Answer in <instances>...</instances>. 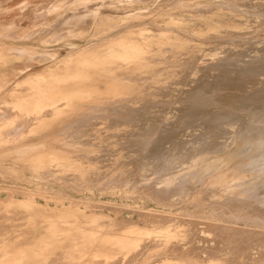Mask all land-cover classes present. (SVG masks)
I'll use <instances>...</instances> for the list:
<instances>
[{"label": "rangeland", "instance_id": "1", "mask_svg": "<svg viewBox=\"0 0 264 264\" xmlns=\"http://www.w3.org/2000/svg\"><path fill=\"white\" fill-rule=\"evenodd\" d=\"M258 1L261 3L256 8L246 4L237 11H230L225 8L223 10L221 7L240 5L238 0H192L194 4L199 5L192 11L198 12V18H201L199 20L202 25L200 30L212 27L231 31L235 30L231 27L235 24L234 19L252 21L253 23L251 22L250 25L256 26L254 31L250 30L248 33L237 35V39H233L230 34L216 36L210 32V35L207 36V32H204L199 35L202 38H198L197 34L192 35V39L198 41L200 45L195 41L191 43L186 38V45L196 46L192 49L189 46H184V48L168 47L167 44L174 45L177 42L168 40L167 34L159 36L165 33L173 35L177 26H181L180 23H160V32L156 31L158 27L154 26L151 27V30L146 29V31H150V34L145 30H133V32L128 30L122 34L121 30L130 29L131 26L140 24L134 20L131 22L133 25L117 26V30H109L107 35L101 37L100 40L92 41V43H99L98 51L109 50V55L105 56L106 58L103 57L106 61L103 67L106 70L101 74L102 76L98 73L92 75L101 78L107 76L105 80L114 83L113 73L116 70L121 72L122 79L115 83L119 84L121 81L123 86L128 85L131 80L138 84L142 81L141 85L147 91L149 86H155V91L159 92V86L168 81L167 77H176L174 72L168 71L175 70L177 64L175 65L173 62L176 61L184 63L181 67L186 66V68L205 66L206 68L210 67L209 70L212 68L225 70V73L216 74L215 71L214 73L201 72L199 80L196 81L197 85L187 86L191 83L189 79H186L187 81L182 85L184 87L178 86L181 90L177 91L174 96L177 101L175 104L165 106L166 103H159L157 115L164 117V121L154 125L140 124L143 130L137 136L131 137L128 131H137V129H131L130 124L99 122L102 120L101 117L106 112V108L110 107L108 104L111 102V97L117 102H122V99L129 101L134 98L132 95H124L125 89L120 90V92L122 91L120 96L104 92L100 94L104 97L107 96L106 99L104 97L102 99L100 94L96 99L94 97L86 100L81 99L82 102L86 101L88 104L92 101L95 106L97 105L95 107L97 109L93 107V104L85 108V104H87L85 102L82 103L83 105H77L78 112L70 110L68 114L62 115V121L59 118L60 115L55 114L51 124L24 123L25 125L21 124L17 135L7 134L8 136H5L3 132L20 125L18 121L20 122L24 116L16 112L18 107L20 110H26V113L30 112L35 103L40 102L42 94L60 91L62 95L67 96L79 91L78 83L74 84L75 87L73 86L72 89L69 88V85L75 82L74 75L89 73V64L84 56L72 58V62H75L71 67L72 76L63 67H58L55 70V68L51 69L50 65L62 61L84 46H88L98 20L130 17L138 12L147 13L154 9L164 13L182 12L183 5L188 2L186 0H148L144 5L135 3L133 0H0V83L7 81L9 86L14 85L24 78L26 74H22V72L26 70H29L27 74L31 75L41 73V81L31 83L33 86L28 84L27 90L12 92L6 96L3 104H0V118L3 119L0 120L1 264L7 262L10 264L13 261V264H50V262L51 264H73L74 261H78L74 264H139V261L140 264H144V262L145 264H182L181 260L186 261V264H197L192 260L193 254L186 249L190 245L202 246L201 249L205 250L201 251H207L206 249L209 247H218L212 249L216 250L217 255L201 252L202 257H199L198 264H207L217 260L223 264V261H230V257L233 258L235 264H264V232L261 233L262 230L264 231V4H262L263 0ZM217 7L221 10L215 9ZM152 17L153 15L148 14L144 27L148 26L149 19ZM193 19L191 17V20ZM109 26L115 27L114 23ZM182 26L194 30L198 27L191 22H185ZM165 27L167 30L171 28L174 31H165ZM175 32L173 38L183 35L182 33L178 34L179 31ZM12 34H15L14 37L10 36ZM184 37L187 36L183 35L181 38L185 39ZM149 42L165 44L152 49V52H182L184 56L146 59L145 66L150 69L144 70L145 74H143L146 79L141 80L140 72L143 71H139V63H135L133 70L134 63L132 61H137V59H127L128 57L122 56L123 50L121 49L123 47L120 45L122 43L125 45ZM113 43L114 45H112ZM14 47H22L32 54L50 53L54 61L49 63L48 59L43 61L39 57L36 60L34 58L27 59L26 62V59H20V57L9 53L10 49ZM203 48L205 50L203 55L196 56L195 54L202 51ZM111 52L116 57L110 55ZM215 52L223 54L226 58L229 57L227 59L229 61L213 67L206 66L215 63L218 58ZM238 60L243 61L244 66L248 68L244 69V66L241 68L244 73L235 70L232 72L226 68L236 65L239 63ZM152 61L156 63H152ZM166 61H170V63H166ZM159 62L160 64H157ZM46 68H49L52 73H58L57 84L49 83L50 79L46 74L50 72H47ZM234 69H236L235 66ZM256 70L262 71L257 72ZM236 72H238V76H235ZM133 73L135 74L133 75ZM197 77L194 74L193 78L198 79ZM109 78H113L112 81ZM78 81H81V88H83V79ZM215 83L217 85L214 86ZM211 84L213 87H210ZM46 85L54 86L40 90V87L43 88ZM206 85L209 86L206 87ZM200 86L202 87L200 88ZM101 89L103 90L104 87L102 86ZM148 96L146 95L147 102H151V104L157 102V98ZM230 97L236 99L237 103L234 106L239 103L238 97H244L238 99L241 103L236 106L238 110L227 111L222 107V104ZM79 99L72 98L68 101L69 104L76 105L80 102ZM242 99L246 101L244 102ZM98 105L100 108L104 107L101 108V112ZM105 106L107 107L105 108ZM133 107H137V105ZM3 108L8 109L9 114H5ZM94 109L98 111L94 112ZM82 111L83 113H81ZM184 114H187L188 117L190 115V120H183L186 117L183 116ZM7 115H9L8 118H6ZM126 115L127 113H122L117 116ZM64 116L66 117L64 118ZM142 116L146 118L143 122L148 123L146 115ZM179 116L182 119L179 120ZM186 122L188 123L185 124ZM235 125L236 137L233 141L228 142L232 137L229 136L226 129L233 128ZM113 132L116 133L115 136H112ZM39 143H48L51 152H42L41 150L17 152L19 149L25 150ZM181 143L184 146L182 148H180ZM67 144L69 145L67 146ZM224 145L228 146L224 147ZM172 159L181 162L182 167L176 174L166 176V172L170 173ZM206 166L208 168H204ZM201 169H208L209 174L203 175L200 179L190 178L173 183L177 174L195 173ZM175 171L172 170L171 173H175ZM163 178L167 180L158 185L160 189L158 188L157 195L148 192L149 189L154 191L152 182ZM216 182L218 185L215 184ZM179 184H185L184 189H186H176L175 191ZM7 189L9 191H6ZM233 210H240L239 217L236 219L230 218ZM151 211L179 217L184 227L186 226L187 230L192 231V235L188 239L189 243L186 244L187 247H182L185 238L178 236L174 230L160 239L161 245L158 248L142 250L137 246L139 241L138 239L136 241L134 237L142 234V230H138L143 225L141 215H146ZM192 220L196 221L191 222ZM67 222H70L71 225ZM223 223L240 231L243 229L255 232L257 236L249 235L247 237L248 245L239 239L236 240L242 249L230 250V257H224L221 255V249L229 245L222 242L223 238H227L222 237L224 232L222 233L223 229L220 225L223 226ZM201 224L206 225L201 226ZM106 226L107 229H105ZM208 229L211 231L212 240L202 243L200 232L208 231ZM259 229L261 230L259 231ZM216 230L221 233L216 234ZM75 231L77 233L74 234ZM258 232H260L259 236ZM100 235L102 236L100 237ZM178 247L180 248L179 252L182 251L184 254L174 253ZM12 252L15 256L11 255ZM138 252L141 256L138 254L135 257ZM142 253L143 256L148 254L142 258ZM185 254L191 258L190 262L187 261L190 258ZM157 256L166 259L171 257L174 260L154 263ZM16 257L17 259H15Z\"/></svg>", "mask_w": 264, "mask_h": 264}, {"label": "bare ground", "instance_id": "2", "mask_svg": "<svg viewBox=\"0 0 264 264\" xmlns=\"http://www.w3.org/2000/svg\"><path fill=\"white\" fill-rule=\"evenodd\" d=\"M171 1V0H170ZM184 1V0H183ZM196 1H198V0H196ZM199 1H201V0H199ZM203 1V0H202ZM239 1V3H240V5L239 4H237V5H235V4H233V5H225V4H223V5H225V6H222L221 8L223 9V10H230V11H237L238 9H240V8H242V7H244V5H246V4H248V6L249 5H253V7L254 8H256L257 6H258V4H260L261 2L260 1H258V0H256V1H253V0H238ZM250 1H253L252 3H250ZM133 2H135V3H142V4H146L147 2H148V0H133ZM161 2V1H160ZM186 2H188L187 4H185V5H183V11L182 12H169V13H167V12H162V11H158V10H156V9H154V10H152V11H149V12H147V13H141V12H138V13H136V14H134V15H132V16H130V17H123V18H117V19H108V18H106V19H101V20H98L99 22L96 24V27H95V31H94V34L91 36V40H89V42H88V46L86 45V46H84L82 49H79L78 50V52H76L75 54H71V55H69V56H67L66 58H64L62 61H59V62H55V63H52L54 60L52 59V55L50 54V53H43V54H32L29 50H27V49H24V48H22V47H14V48H11L10 49V54H12V55H15V56H17V57H20V59L22 58H24L23 60H25L26 59V62H27V59H31V58H34V60H36V59H38L39 57H41L42 59L41 60H45V59H48L49 60V63H52L51 65H50V67H51V69L52 68H55V70H57L58 69V67L60 68H64V70L66 71V72H68L69 74H70V76H72L71 74H73L72 73V69H71V67L75 64V62H72V58H74V57H82V56H84V58L87 60V62H88V64H89V68H88V71H89V73H80V74H77V75H74L73 76V78L75 79V82H73V83H71L70 85H69V88H73V86L75 87V85L74 84H76V83H78L79 84V91H81V92H73V93H71V94H69V95H67V96H64V95H62L61 94V92L60 91H54V92H49V93H46V94H42L41 96H40V102L39 103H35V106H33L32 107V110L30 111V112H28V113H26V110L24 111V110H20V108L18 107V110L16 111L17 113H21L23 116V119H21V118H19V119H21L20 120V122L18 121V124H20L19 126H17V127H12L11 129H8V131H4L3 133L5 134V136L7 135V134H9V135H17L18 134V130L21 128V124L23 125L24 123L25 124H51V122L54 120L53 119V116L55 115V114H59L60 116H59V118L61 119V121H62V119H63V116L62 115H65V114H68L69 113V111L71 110V111H73V112H75V111H77L78 110V106L77 105H83L82 103H85L86 101H84V102H82V100L81 99H84V100H86L87 98H90V97H94L95 99L96 98H98L99 97V94L100 93H104V92H106V94H108V93H111V94H113V96H120V94H121V92H120V90H122V89H125V91L126 92H123L124 93V95H126V96H133L134 98H131L129 101H123V99H122V102L120 101V102H117V100L116 101H114V100H112V97H111V102L108 104L110 107H108V108H106L107 106H105V108L107 109V110H105L106 112L103 114V116L101 117L102 118V120H100L99 122H101V123H107V124H130L129 125V127H131V129L132 128H136L137 129V131H128V133L131 135V137H135V136H137L138 135V133L140 132V131H142L143 130V128L142 127H140V124H152V125H154V124H159V123H161L162 121H164V117H161V116H158L157 115V113H159V110H158V106H160L159 105V103H166L165 104V106L166 105H168V106H170L171 104H175L177 101L174 99V96L176 95V92L177 91H179V90H181L180 88H178V86L179 85H184V82L185 81H187L186 79H189L190 80V83L191 84H189V85H187V86H191V85H197L198 83H196V81L197 80H199V75H200V73L201 72H213L214 73V71H215V74L216 73H221V72H223V73H225L224 71L225 70H222V69H220V70H217V68H212L211 70H209V66H215V65H217V64H222V63H225L226 61H229V60H227L228 58H226V56H224L223 54H221V53H217V52H215V54L218 56V58L216 59V61H215V63H213V64H207L206 66H208L209 68H206L205 66L204 67H199V68H197V67H193V68H186V66H184V67H181V65L183 66L184 65V63H181L180 61H176V62H173V63H175V65H176V67H175V70L174 69H171V70H168L169 72H174L175 73V76L176 77H174V78H170V77H167V79H168V81H165V83H163V85H160L159 86V88H160V91L159 92H156L155 90H156V87L155 86H149V92L145 89V87L144 86H142L141 85V83H142V81H141V83H135V82H132V80L128 83V85H124L123 86V84L121 83V81H120V83L119 84H116L117 82L116 81H119L120 79H122V74H121V72H118V71H116V70H114V72L115 73H113V75H114V79L113 78H109V79H111V81H112V79L114 80V83L113 82H108V81H106L105 80V78L107 77V76H103V77H105V78H101V77H96V76H94V75H92L93 73H98V75H101L105 70H106V68L105 67H103V64L106 62L105 61V59H103V57H105V56H108L109 55V50H107V51H98L97 49L99 48V46H98V44L99 43H92V41H94V40H100L101 39V37H103L104 35H107V31H109V30H113V29H118L117 28V26H124V25H127L128 26V24H129V26H131V25H133V24H131V22L132 21H138V22H140V24L139 25H133V26H131V28L130 29H124V30H121L122 32V34H123V32L124 31H128L129 30V32H133V30L135 31V30H145L146 31V29L147 30H151V27L152 26H154L155 28L156 27H158V29L160 28V23H163V22H165V23H173V22H177V23H180L181 24V26H177V29L175 30V31H179V33L178 34H183L184 36H187V37H184L185 39H183V38H181V37H183V35L181 36V37H175V38H173V35H174V30H171V28L170 29H166V27H165V31H174L173 32V35H169L168 33H165V34H162V35H160L159 37H161V36H166V34L168 35L167 36V39L169 40H172V41H175V42H177L176 44H174V45H172V44H167L166 46H174V47H179V48H184V46H189L191 49H192V47H196L195 45L194 46H190V44L189 45H186V41H187V39H189L190 40V42L192 43V42H194L195 41V43H198V41H196L195 39H192L193 37H192V35H198V38H202L201 36H199V35H201V33H206L207 32V36L208 35H210V32H213L214 34H216V36H221V35H226V34H230V35H232L233 36V39H237L238 37H237V35H240V34H245V33H248V31H250V30H252V31H254V28L256 27V26H252V25H250L251 24V22L250 21H248V20H241L240 18H237V19H234L235 20V24H234V26H231V27H233V28H235V30H231V31H229V30H219V29H217V28H212V27H205V29L203 30H200L201 28H202V25H201V23H200V19L201 18H198V12L196 13V12H194V11H192L194 8H196L197 6H199L198 4H194V3H197V2H195L194 1V3L192 2V0H186ZM206 2V1H205ZM259 2V3H258ZM168 3V2H167ZM218 4H220V3H218ZM262 4H264V0L262 1ZM222 5V4H221ZM213 6V5H212ZM173 9H175L176 7H172ZM205 8V7H204ZM214 8V7H213ZM221 8H215V9H217V10H221ZM225 8V9H224ZM250 8V7H249ZM253 8V9H254ZM203 9V8H202ZM208 9V8H207ZM172 10V9H171ZM204 10V9H203ZM206 10V9H205ZM215 11V10H214ZM157 12V13H156ZM201 12V11H200ZM204 12V11H203ZM220 12V11H219ZM148 14L149 15H153V17L151 18V19H149L150 20V22L148 23V26H146V27H144V23L147 21L146 19H148L147 18V16H148ZM191 17L192 18H194L193 20H191ZM142 22V23H141ZM185 22H191L192 24H195V25H197L198 27H197V29H190V28H187V27H184V26H182V24H185ZM113 23H114V26L115 27H110L109 25H113ZM177 23H175V25H177ZM253 23V22H252ZM131 24V25H130ZM165 26V25H164ZM125 27V26H124ZM123 27V28H124ZM170 27H174V26H170ZM175 28V27H174ZM173 28V29H174ZM156 30V31H158V32H160V29L159 30ZM247 29H249V30H247ZM120 30V29H119ZM154 31V30H153ZM226 31H229V32H226ZM147 33H149L150 34V31H146ZM220 32H222V33H220ZM120 33V34H121ZM139 33V32H138ZM157 33V32H156ZM156 33H154V34H156ZM176 33V32H175ZM119 34V35H120ZM13 35H15V34H12V35H10L11 37H14ZM118 35V36H119ZM148 35V34H147ZM177 35V34H176ZM191 37H190V36ZM205 35V34H204ZM216 36H214V37H216ZM114 37H116V35H114ZM143 37V36H142ZM141 37V38H142ZM154 37H156V36H154ZM197 37V36H196ZM204 37V36H203ZM144 38V37H143ZM142 38V39H143ZM187 38V39H186ZM145 39V38H144ZM188 40V41H189ZM202 40V39H201ZM121 42V41H120ZM92 43V44H91ZM164 43V42H163ZM223 44H224V42H222ZM194 44V43H193ZM192 44V45H193ZM199 45H200V43H198ZM112 45H114V43L112 44ZM118 45V44H117ZM162 45H165V44H153L152 42H149V43H129V44H123L122 43V45H120L121 47H123L121 50H123L122 51V56H124V57H128L127 59H137V61L135 62V61H132L134 64H133V66L135 65V63H139V67H140V70L139 71H143V72H140V79L141 80H145L146 78H145V71L146 70H149L150 68H148V67H146L145 66V62H147L146 61V59H148V58H153V57H155V59H156V57L158 58V57H169V56H175V57H179V56H184V54L181 52V53H171V52H164V53H158V52H152L153 50L152 49H154V48H158V47H161ZM180 45V46H179ZM202 45V44H201ZM232 45H234L233 43H232ZM108 46V45H107ZM106 46V47H107ZM166 46H164V47H166ZM204 47V46H203ZM109 48H111V47H109ZM107 49V48H106ZM114 49V48H113ZM188 49V48H187ZM115 50V49H114ZM152 50V51H151ZM167 50V49H166ZM204 48L202 49V51H198V53H193V54H195L196 56H202L203 55V53H204ZM119 53V52H118ZM110 55H114V53L113 52H111L110 53ZM187 55V54H186ZM254 55V54H253ZM115 56V55H114ZM116 57V56H115ZM118 57H120V56H118ZM106 58V57H105ZM123 58V57H122ZM17 59V58H16ZM120 59V58H119ZM154 59V58H153ZM176 59V58H175ZM130 61V60H129ZM68 62V63H67ZM237 62V61H236ZM238 62L239 63H237L236 65H234V63H233V65L236 67V69H234V66H232V67H226V68H229V70H232V72H233V70H235V71H241L242 72V67L244 66V62L243 61H241V60H238ZM248 62V61H247ZM65 63H67V64H65ZM110 63V62H109ZM126 63V62H125ZM152 63H156V62H153L152 61ZM166 63H170V61H166ZM126 64H128V62L126 63ZM157 64H160V62L159 63H157ZM151 65V64H150ZM161 65H162V63H161ZM160 65V66H161ZM171 65V64H170ZM225 65H227V64H225ZM228 65H229V63H228ZM227 65V66H228ZM138 66V65H137ZM246 66H248V65H246ZM49 67V68H50ZM66 67V68H65ZM130 67V66H129ZM128 67V68H129ZM156 67V66H155ZM168 67V66H167ZM171 67V66H170ZM180 67V68H179ZM49 68H46L47 70V72H50V73H47L46 74V76L48 77L49 76V79H50V82L49 83H56L57 84V82H58V79L56 78V76L58 75V73H56V72H54V73H52V71L49 69ZM131 68V67H130ZM134 68H135V66L133 67V70H134ZM137 69H138V67H136ZM246 67L244 66V69H245ZM92 69V70H91ZM110 69V68H109ZM108 69V70H109ZM113 69V68H112ZM238 69V70H237ZM241 69V70H240ZM243 69V70H244ZM246 69H248V68H246ZM130 70V69H129ZM145 70V71H144ZM251 70V69H250ZM250 70H248V71H250ZM253 70V69H252ZM263 70H264V68H263ZM27 71H29V70H26V71H23L22 72V74H26L25 76H24V78H22L19 82H16L14 85H8L7 84V81H3L2 83H0V104H3V102L5 101L4 99H6V96L7 95H10L12 92H20V91H24V90H27L28 88H27V85L28 84H30V85H32L33 86V84H31V83H38L39 81H41V73H39V74H36V75H31V74H27ZM45 71V72H46ZM111 71V70H110ZM138 71V70H137ZM156 71V70H155ZM257 71V70H256ZM262 70H260V71H257V72H261ZM226 72H228V71H226ZM232 72H230V73H232ZM252 72V71H251ZM255 72V71H254ZM139 73V72H138ZM144 73V74H143ZM237 73L238 72H236V75L235 76H238L237 75ZM242 73H244V72H242ZM242 73H240V74H242ZM135 73H133V75H134ZM137 74V73H136ZM194 74L195 75H197L198 77V79H196V78H193V76H194ZM214 74V75H215ZM232 74V75H233ZM254 74V73H253ZM262 74H263V72H262ZM97 75V74H96ZM106 75H108V74H106ZM211 75H212V73H211ZM213 75V76H214ZM259 75V74H258ZM102 76V75H101ZM121 76V77H120ZM177 76H179V77H177ZM212 76V77H213ZM109 77V76H108ZM110 77H112V76H110ZM245 77V76H244ZM44 78V77H43ZM145 78V79H144ZM148 78H150V77H148ZM222 78H223V76H222ZM221 78V79H222ZM232 78V77H231ZM247 78V77H246ZM249 78V77H248ZM79 79H83V82H84V80H86L84 83L82 82V86H83V88H81V81H78ZM196 79V80H195ZM217 79V78H216ZM223 79H225V78H223ZM230 79V78H229ZM245 79V78H244ZM108 80V79H107ZM220 80V79H219ZM248 80V79H247ZM251 80V79H250ZM249 80V81H250ZM213 81V80H212ZM218 81V80H217ZM254 81V80H253ZM116 82V83H115ZM214 82V81H213ZM213 82H212V84H213ZM217 83V82H216ZM214 84V86L215 85H217V84ZM243 83H244V80H243ZM247 83V82H246ZM251 83V82H250ZM253 83V82H252ZM211 84V85H212ZM219 84H221V83H219ZM245 84V83H244ZM29 85V86H30ZM210 85V84H209ZM209 85H206V87H208ZM52 86H54V85H46L45 87H40L41 89L40 90H42V89H44V88H50V87H52ZM104 87V89L102 90L101 89V87ZM11 87V88H10ZM121 87V88H120ZM138 87V88H137ZM182 87H184V86H182ZM202 86H200V88H201ZM210 87H213V85L212 86H210ZM8 88H10V89H8ZM74 89H78V88H74ZM262 89V88H261ZM260 89V90H261ZM30 90V89H29ZM258 90H259V88H258ZM263 90V89H262ZM96 91H98L97 93H95ZM108 92V93H107ZM187 92V91H186ZM94 93V94H93ZM93 94V95H92ZM102 94H100V96H101ZM105 95V94H104ZM146 95H149V96H152V97H155V98H157V102H154V103H152L151 104V102H147V100H146ZM98 96V97H97ZM148 96V97H149ZM68 97H70V98H68ZM81 97V98H80ZM83 97V98H82ZM103 95H102V99H103ZM107 97V96H106ZM106 97H104L105 99H106ZM79 99L80 100V102L78 103V104H76V105H73V104H69V101H68V99ZM114 98V97H113ZM183 98V97H182ZM240 98H244V97H240ZM239 97H238V99H240ZM57 99H59V100H57ZM109 99V98H108ZM117 99V98H116ZM190 99V98H189ZM227 99V98H226ZM237 99V101L240 103V100H238ZM235 98H233V99H231V97H230V99H228L224 104H222V107L223 108H225L227 111H229V110H231V109H234V110H238V108L236 107V106H238V105H240L239 103H238V105L236 104V106H234L235 105V103H237V102H235ZM88 101V100H87ZM94 101H96V100H94ZM110 101V100H109ZM242 101H244L243 99H242ZM246 101V100H245ZM244 101V102H245ZM104 102H106V101H104ZM182 102V101H181ZM186 102L188 103V101L186 100ZM185 102V103H186ZM87 103V102H86ZM96 103V102H95ZM243 103V102H242ZM88 104V103H87ZM85 104V108H87V107H89L90 106V104H93V102L91 101L90 102V104ZM100 104V103H99ZM106 104V103H105ZM219 104V103H218ZM220 104H221V102H220ZM135 105H137V107H133V106H135ZM61 107V108H60ZM93 107L95 108V107H97V105L95 106L94 104H93ZM98 107H99V105H98ZM103 107V106H102ZM101 107V108H102ZM240 107V106H239ZM10 108V107H9ZM60 108V109H59ZM91 108V107H90ZM100 107L98 108V109H101ZM104 108V107H103ZM89 109V108H88ZM93 109V108H92ZM95 109H97V108H95ZM94 109V110H95ZM8 109H6L5 110V108H3V111L5 112V114H9V111H7ZM86 110V109H85ZM104 110V109H103ZM92 111V110H91ZM96 111H98V110H95L94 112H96ZM102 111V109L100 110V112ZM225 111V110H224ZM78 112V111H77ZM93 112V111H92ZM91 112V113H92ZM104 112V111H103ZM102 112V113H103ZM188 112V111H187ZM81 113H83V111L81 112ZM98 113V112H97ZM122 113H127V115L126 116H117L118 114H122ZM15 114V113H14ZM13 114V115H14ZM79 114H80V112H79ZM117 114V115H116ZM146 115V117L148 118L147 120L149 121L148 123H144L143 121L144 120H146V118H145V116H142V115ZM191 114V113H190ZM78 115V114H77ZM88 115V114H87ZM98 115V114H97ZM8 116L9 115H7L6 116V118H8ZM62 116V117H61ZM183 116H186L183 120H190V115H189V117H188V115L187 114H184ZM13 117V116H12ZM66 116H64V118H65ZM84 117V116H83ZM18 118V117H17ZM90 119L92 118V116L91 117H89ZM195 118H196V116H195ZM68 119V118H67ZM76 119H78L79 120V118H76ZM80 119H82V118H80ZM85 119V118H84ZM180 119H182V117L181 116H179V120ZM193 119V118H192ZM0 120H3V119H1L0 118ZM17 120V119H16ZM16 120H15V122H16ZM47 120H49V121H47ZM77 120V121H78ZM86 120V119H85ZM59 121V120H58ZM82 121H83V119H82ZM193 121V120H192ZM8 122V121H7ZM6 122V123H7ZM73 122H74V120H73ZM72 122V123H73ZM85 122V121H84ZM189 122H191V121H189ZM2 123V122H1ZM17 123V122H16ZM15 123V124H16ZM61 123V122H60ZM72 123H69V124H72ZM188 122H186L185 124H187ZM10 124V123H9ZM24 124V125H25ZM57 124V123H56ZM1 125V124H0ZM186 126V125H185ZM66 127V126H65ZM73 127V126H72ZM152 127V126H151ZM239 127H240V125H239ZM69 128V127H68ZM149 128V127H148ZM64 130V129H63ZM62 130V131H63ZM163 130V129H162ZM172 130V129H171ZM226 130H228L227 132L229 133V136L230 137H232L228 142H230V141H233L234 139H235V137H236V131H237V129H236V125L233 127V128H228V129H226ZM2 133V132H1ZM225 133H226V131H225ZM81 134V133H80ZM88 135V134H87ZM116 135V133L115 132H113L112 133V136H115ZM8 136V135H7ZM81 136V135H80ZM144 136V135H143ZM182 136V135H181ZM228 136V137H229ZM11 137V136H10ZM138 138V137H137ZM76 139V138H75ZM59 142V141H58ZM185 142V141H184ZM61 143H63V142H61ZM72 143V142H71ZM83 144V143H82ZM90 144H92V143H90ZM184 144V143H183ZM62 145H64V144H62ZM69 144H67V146H68ZM187 145V144H186ZM191 145V144H190ZM228 145H230L229 143H228ZM228 145H224V147H227ZM182 143H181V146H180V148H182ZM184 147V146H183ZM65 148V147H64ZM180 148H179V150H180ZM33 150H41L42 152H51V150L48 148V143H39L38 145H32L30 148H26L25 150H17V152H25V151H27V152H32ZM184 150V149H183ZM55 153V152H54ZM53 154V153H52ZM56 154V153H55ZM55 154H53V155H55ZM44 155V154H43ZM51 155V154H50ZM37 156V155H36ZM46 157V156H45ZM91 157H94V156H91ZM35 159V158H34ZM43 159H44V157H43ZM186 159V158H185ZM67 166V165H66ZM220 166V165H219ZM63 167V166H62ZM65 167V166H64ZM182 167V165H181V162L179 163L177 160H174V159H172L171 160V165H170V168H171V170H170V173L169 172H166V176H169V175H174V174H176L178 171H179V169ZM66 168V167H65ZM72 168V167H71ZM204 168H208V166H206V167H204ZM215 169V168H214ZM156 170V169H155ZM172 170L173 171H175V173H171L172 172ZM186 173V174H185ZM185 173H183L182 175H178L177 174V176H176V178L174 179V181H173V183H175V182H179V181H182V180H189L190 178L191 179H200L203 175H208L209 174V172H208V169H201V170H199V171H197V172H195V173H190V172H185ZM154 174H157V172H154ZM45 177V176H44ZM165 180H167L166 178H163V179H156L154 182H152L151 184H153V186H154V191L152 190V189H149L148 190V192H150V193H152L153 195H157V190H158V188L160 189V187L158 186L162 181H165ZM199 182V181H198ZM216 185H218L217 184V182L215 183ZM184 187H185V184H179L176 188H175V191H176V189L177 190H182V189H184ZM214 187V186H213ZM150 188H152V187H150ZM186 189V188H185ZM184 189V190H185ZM188 190V189H187ZM6 191H9L8 189L6 190ZM23 191V190H22ZM21 191V192H22ZM12 192V191H11ZM23 192H25V191H23ZM183 192V191H182ZM207 192V191H206ZM26 193H28V191H26ZM177 193V192H176ZM180 193H181V191H180ZM24 195H25V193H23ZM22 194V195H23ZM206 194V193H205ZM28 195H29V193H28ZM11 196V194L9 195V197ZM27 196V195H26ZM161 196V195H160ZM177 196H178V194H177ZM184 196V195H183ZM24 197V196H23ZM158 197V196H157ZM169 197V196H168ZM180 197V196H179ZM181 198V197H180ZM11 199V198H10ZM13 200V199H12ZM72 200V199H71ZM14 201V200H13ZM24 201H27V200H24ZM73 201H75V200H73ZM28 202V201H27ZM72 202V201H71ZM72 203H74V202H72ZM1 209V208H0ZM240 210H233V213L231 214V216H230V218H235L236 219V217L238 218L239 217V212ZM4 212V211H3ZM248 213L250 212V211H247ZM251 213V212H250ZM5 214V213H4ZM2 216V215H1ZM6 216V215H5ZM76 216V215H75ZM142 216V218H143V225H142V227L140 228H138V230H142V234H138V236H135L134 238H135V240L136 239H138V241H139V243H138V245L137 246H139V247H141V249L143 250V249H150V248H158V247H160V245H161V241H160V239L161 238H163L164 236H167L170 232H171V230H174L176 233H178V236L180 235V236H182L183 238H185V240H184V243L182 244V247H184V246H186V244L187 243H189V238L191 237V235H192V231H189V230H187L186 229V226L184 227V225H183V223H182V221H181V219L179 218V217H176V216H172V215H169V214H165V213H159V212H155V211H151L150 213H147L146 215H141ZM99 217H100V215H99ZM104 217V216H103ZM1 218V217H0ZM3 218V217H2ZM5 218V217H4ZM3 218V219H4ZM7 218V217H6ZM142 218H140V219H142ZM2 219V221H4ZM191 219V218H190ZM5 220H8V219H5ZM196 221V220H195ZM195 221H191V222H195ZM202 221V220H201ZM14 222V221H13ZM54 222V221H53ZM52 222V223H53ZM65 222V221H64ZM80 222V221H79ZM198 222H200V220H198ZM197 222V223H198ZM238 222V221H237ZM1 223V222H0ZM58 223V222H57ZM63 223V222H62ZM61 223V224H62ZM66 223V222H65ZM68 223V222H67ZM129 223V222H128ZM204 223V222H203ZM206 223V222H205ZM210 223V222H209ZM5 224H6V222H5ZM9 224V223H8ZM60 224V223H59ZM68 224H70V222L68 223ZM72 224H73V222H72ZM78 224V223H77ZM195 224V223H194ZM198 224H200V223H198ZM197 224V225H198ZM211 224V223H210ZM224 224V223H223ZM65 225V224H64ZM67 225V224H66ZM71 225V224H70ZM134 225V224H133ZM206 224H204V225H202L201 224V226H205ZM208 225V224H207ZM212 225V224H211ZM225 225V224H224ZM221 226L220 225V227L223 229V231H222V233L224 232V235L222 236V237H227V238H223V243H226V244H228L229 246H224L222 249H221V251H222V256H224V257H230L229 256V251L230 250H241L242 248L240 247V245L238 244V242L236 241V240H241V241H243V243L244 244H246V245H248L249 244V239L247 238V237H249V235H256L257 236V233L255 234V232L253 233V232H250V231H246V230H238L237 228H235V227H228L227 225H225V226ZM15 226V225H14ZM57 226H58V224H57ZM210 226V225H209ZM214 226V225H213ZM230 226V225H229ZM3 227H4V225H3ZM61 227V226H60ZM68 227V226H67ZM67 227H65V228H67ZM76 227V226H75ZM85 227H86V225H85ZM110 227V226H109ZM108 227V228H109ZM211 227V226H210ZM58 228V227H57ZM63 228V227H62ZM71 228V227H70ZM79 228H82V227H79ZM90 228V227H89ZM105 228V227H104ZM111 228V227H110ZM220 228V229H221ZM59 229V228H58ZM69 229V228H68ZM85 229V228H84ZM86 229H88V228H86ZM93 229V228H92ZM105 229H107V226H106V228ZM191 229H192V227H191ZM210 230H211V228H209ZM209 229H208V231H202V232H200L201 233V235H202V237H201V242L202 243H204V242H209V241H211L212 240V237H211V231H209ZM212 229H215L214 227H212ZM220 229H218V230H220ZM251 229V228H250ZM256 229H258V228H256ZM12 230V229H11ZM56 230V229H55ZM60 230H61V228H60ZM65 230V229H64ZM64 230H63V232H64ZM73 230H74V228H73ZM83 230V229H82ZM89 230V229H88ZM95 230V229H94ZM261 229H259V231H260ZM1 231V230H0ZM58 231V230H57ZM70 231V230H69ZM96 231H98V230H96ZM253 231V230H252ZM255 231V230H254ZM9 232V231H8ZM212 232H215V231H212ZM220 233H221V231H219ZM219 232H217V230H216V234H220ZM262 232H264L263 230L261 231V233ZM75 233H77L76 231L74 232V234ZM100 233V232H99ZM102 233H104L103 231H102ZM108 233V232H107ZM259 233L260 232H258V236H259ZM15 234V233H14ZM55 234V233H54ZM67 234V233H66ZM79 235H80V233H78ZM98 234V233H97ZM78 235V236H79ZM262 235V234H261ZM13 236H18V235H13ZM72 236H73V232H72ZM102 235H100V237H101ZM263 236V235H262ZM74 237H75V235H74ZM246 237V238H245ZM65 238H66V236H65ZM68 239V238H67ZM97 239V238H96ZM9 240V239H8ZM70 240H72V239H70ZM76 240V239H75ZM81 240V239H80ZM164 240V239H163ZM137 241V240H136ZM164 244H165V242H164ZM163 244V245H164ZM84 245V244H83ZM188 245V244H187ZM42 246V245H41ZM86 246H88V245H86ZM208 246V245H207ZM94 247V246H93ZM187 247V246H186ZM202 247V246H201ZM201 247H196V246H188L186 249H187V251L188 252H191V254H193L192 256V260L195 262V263H197L198 264V262L200 261V258L199 257H202V253L201 252H204V253H215L216 255H217V253H216V250H212V249H216V248H218V247H215V248H212V247H209V248H207L206 250L207 251H201V250H205V249H201ZM19 248H22V247H20L19 246ZM95 248V247H94ZM263 248V247H262ZM18 249V248H17ZM133 249V248H132ZM131 249V250H132ZM137 249V248H136ZM140 249V250H141ZM181 250H182V248H181ZM185 250V249H184ZM10 251V250H9ZM15 251V250H14ZM19 251V250H18ZM17 251V252H18ZM43 251V250H42ZM148 251V250H147ZM180 251V248L178 247V248H176L175 250H174V253L175 252H179ZM17 252H16V254H17ZM44 252V251H43ZM89 252V251H88ZM187 252V253H188ZM131 253V252H130ZM145 253H146V251H145ZM149 253V255H150V252H148ZM147 253V254H148ZM179 253H181V254H184V253H182V251L181 252H179ZM18 254H19V252H18ZM44 254L45 255H47V253H45L44 252ZM129 254V253H128ZM127 254V255H128ZM138 254H140V252H138L137 254H135V257H136V255H138ZM147 254H145L144 256H143V253H142V258L143 257H146V255ZM188 254H190V253H188ZM188 254L186 255V256H188ZM190 254V255H191ZM12 256H15V255H13V252H12V254H11ZM42 256H43V254H42ZM122 256V255H121ZM140 256H141V254H140ZM9 257V256H8ZM20 257H21V255H20ZM129 257H130V255H129ZM185 257V256H184ZM189 257V256H188ZM187 257V258H188ZM18 258H19V255H18ZM60 258V257H59ZM73 258H74V256H73ZM121 258V257H120ZM141 258V259H142ZM168 258V257H167ZM190 258V257H189ZM10 259H11V257H10ZM9 259V260H10ZM13 259V258H12ZM15 259H17V257L15 258ZM62 259V258H61ZM71 259H72V257H71ZM129 259V258H128ZM132 259V258H131ZM153 259H154V257H153ZM4 260H5V258H4ZM8 260V259H7ZM8 260V261H9ZM14 260V259H13ZM50 260V259H49ZM60 260V259H59ZM85 260V259H84ZM163 260H174V258H171V257H169L168 259H166V258H164V257H159L158 258V256H157V258L153 261L154 263L155 262H162ZM10 261H12V260H10ZM62 261V260H61ZM65 261H66V258H65ZM68 261H69V259H68ZM68 261H67V263H68ZM73 261V260H72ZM103 261V260H102ZM130 261V260H129ZM137 261H138V259H137ZM188 262H190L191 261V258L189 259V260H187ZM2 262L4 263V261L2 260ZM63 262V261H62ZM75 262V261H74ZM74 262H73V264H74ZM78 262V261H77ZM77 262H75V263H77ZM84 262H86V261H84ZM113 262H115V261H113ZM142 262V261H141ZM150 262V261H149ZM180 262V261H179ZM181 262H182V264H186V261H183V260H181ZM180 262V263H181ZM12 263V262H11ZM10 263V264H11ZM13 263H14V261H13ZM12 263V264H13ZM95 263V262H94ZM100 263H101V261H100ZM103 263V262H102ZM119 263H121V262H119ZM130 263V262H129ZM147 263V262H146ZM1 264V263H0ZM6 264H8V262L6 263ZM50 264H51V262H50ZM85 264V263H84ZM105 264V263H104ZM134 264H136V263H134ZM139 264H140V261H139ZM144 264H145V262H144ZM151 264H153V263H151ZM190 264V263H189ZM207 264H221V262H219L218 260L216 261V262H213V261H210L209 263H207ZM223 264H235V262H233V258H231L230 257V261H223Z\"/></svg>", "mask_w": 264, "mask_h": 264}]
</instances>
